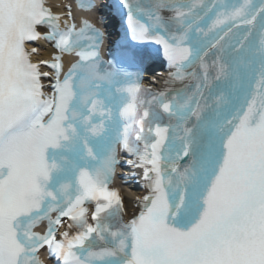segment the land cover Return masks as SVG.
Returning a JSON list of instances; mask_svg holds the SVG:
<instances>
[{
    "label": "snow or ice",
    "instance_id": "snow-or-ice-1",
    "mask_svg": "<svg viewBox=\"0 0 264 264\" xmlns=\"http://www.w3.org/2000/svg\"><path fill=\"white\" fill-rule=\"evenodd\" d=\"M66 8L0 0V264H264V0H114L180 84L158 93ZM41 40L56 52L33 63ZM122 163L146 191L127 222Z\"/></svg>",
    "mask_w": 264,
    "mask_h": 264
},
{
    "label": "bare ground",
    "instance_id": "bare-ground-1",
    "mask_svg": "<svg viewBox=\"0 0 264 264\" xmlns=\"http://www.w3.org/2000/svg\"><path fill=\"white\" fill-rule=\"evenodd\" d=\"M43 53L49 54V48H47L46 50L42 51ZM156 80H159L160 77L156 76L155 77ZM122 191L123 194L125 196V205H126V210L127 212L131 211L133 203L136 201V199L140 196V194L142 193V190H130L128 188V184L126 185H122Z\"/></svg>",
    "mask_w": 264,
    "mask_h": 264
}]
</instances>
